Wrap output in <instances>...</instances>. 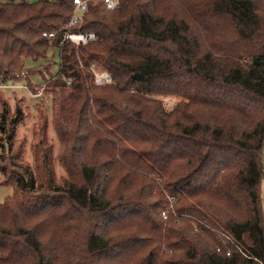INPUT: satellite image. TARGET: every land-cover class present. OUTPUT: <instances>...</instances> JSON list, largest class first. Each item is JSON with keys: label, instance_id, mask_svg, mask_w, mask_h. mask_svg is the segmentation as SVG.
<instances>
[{"label": "trees", "instance_id": "trees-1", "mask_svg": "<svg viewBox=\"0 0 264 264\" xmlns=\"http://www.w3.org/2000/svg\"><path fill=\"white\" fill-rule=\"evenodd\" d=\"M117 1L89 2L77 41L72 0H0V82L58 49L48 86L70 89L53 120L67 178L47 135L33 167L1 158L0 264H264V0Z\"/></svg>", "mask_w": 264, "mask_h": 264}, {"label": "rangeland", "instance_id": "rangeland-1", "mask_svg": "<svg viewBox=\"0 0 264 264\" xmlns=\"http://www.w3.org/2000/svg\"><path fill=\"white\" fill-rule=\"evenodd\" d=\"M34 2L36 0H26ZM60 55L58 49H50L47 60L32 61L26 59V69L34 70L35 73L29 75L23 74L19 79L10 81L17 86L9 88H0V99L8 102L9 114L15 116V110L18 108L22 114V119L19 120L14 129V136L8 140V134L0 132V164L2 157L8 156L10 148L14 151H23L22 161L25 164L34 166V151L33 144L38 142L44 135L48 136V140L53 145L52 168L57 181H63L68 174L60 161V156L64 144L58 137V132L54 127L53 120L56 116L62 120L66 118L67 102L66 97L69 88H57L50 90L49 80L53 74L59 69ZM43 64V66H39ZM37 66V67H36ZM49 67L48 69L46 67ZM95 82L97 84H105L106 78L109 76L104 70L95 68ZM26 78V79H25ZM35 89V90H34ZM38 89H42V95L36 96ZM166 109L173 108L179 101L177 96L161 97ZM55 106L58 111L54 109ZM61 109V110H60ZM262 162L264 166V149L262 152ZM12 183V182H11ZM13 193V186L8 182L6 176L0 171V202H4ZM261 204L264 211V176L261 182ZM172 207V202L168 210ZM167 211V210H166ZM164 211V219L167 216ZM166 212V213H165Z\"/></svg>", "mask_w": 264, "mask_h": 264}, {"label": "built area", "instance_id": "built-area-1", "mask_svg": "<svg viewBox=\"0 0 264 264\" xmlns=\"http://www.w3.org/2000/svg\"><path fill=\"white\" fill-rule=\"evenodd\" d=\"M91 1L95 3H99L107 9L115 8L118 5L117 0H72L74 4V11L67 25L68 30L65 35L66 39H74V40L79 41V40H84L87 38L85 36L72 35L69 29L80 21L82 15L87 11L89 2ZM43 35L46 37L52 38L55 36V32L45 31ZM111 81H112L111 77L106 78V82L110 83ZM14 86H17V85L10 81L0 82V88H9V87H14ZM42 91H43L42 89H38L36 96L42 95Z\"/></svg>", "mask_w": 264, "mask_h": 264}]
</instances>
